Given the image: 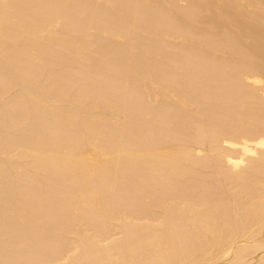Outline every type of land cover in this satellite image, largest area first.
I'll use <instances>...</instances> for the list:
<instances>
[{"label":"bare ground","instance_id":"obj_1","mask_svg":"<svg viewBox=\"0 0 264 264\" xmlns=\"http://www.w3.org/2000/svg\"><path fill=\"white\" fill-rule=\"evenodd\" d=\"M264 264V0H0V264Z\"/></svg>","mask_w":264,"mask_h":264},{"label":"rangeland","instance_id":"obj_2","mask_svg":"<svg viewBox=\"0 0 264 264\" xmlns=\"http://www.w3.org/2000/svg\"><path fill=\"white\" fill-rule=\"evenodd\" d=\"M200 264H203V263H200Z\"/></svg>","mask_w":264,"mask_h":264}]
</instances>
